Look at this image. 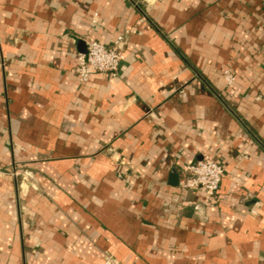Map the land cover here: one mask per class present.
Listing matches in <instances>:
<instances>
[{"label":"crops","instance_id":"0c3cea01","mask_svg":"<svg viewBox=\"0 0 264 264\" xmlns=\"http://www.w3.org/2000/svg\"><path fill=\"white\" fill-rule=\"evenodd\" d=\"M108 261L264 264V0H0V264Z\"/></svg>","mask_w":264,"mask_h":264},{"label":"built area","instance_id":"2783aa9c","mask_svg":"<svg viewBox=\"0 0 264 264\" xmlns=\"http://www.w3.org/2000/svg\"><path fill=\"white\" fill-rule=\"evenodd\" d=\"M122 40L118 37L112 45H103L96 40L86 41L85 52L78 54L79 80L86 82L93 74L116 77L125 58L121 49ZM225 76L229 84L234 81L230 71H226ZM224 177L223 166L213 158L204 157L183 169L179 185L185 190H202L209 198L218 200Z\"/></svg>","mask_w":264,"mask_h":264},{"label":"water","instance_id":"95a60500","mask_svg":"<svg viewBox=\"0 0 264 264\" xmlns=\"http://www.w3.org/2000/svg\"><path fill=\"white\" fill-rule=\"evenodd\" d=\"M173 178H175V181H174V183L175 184H178V179H177V176L176 175H174V177Z\"/></svg>","mask_w":264,"mask_h":264}]
</instances>
